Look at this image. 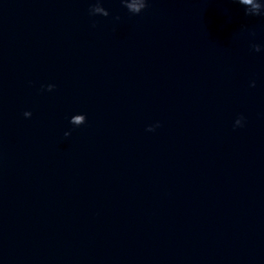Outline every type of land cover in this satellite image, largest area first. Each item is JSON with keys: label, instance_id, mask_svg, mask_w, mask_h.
<instances>
[{"label": "water", "instance_id": "95a60500", "mask_svg": "<svg viewBox=\"0 0 264 264\" xmlns=\"http://www.w3.org/2000/svg\"><path fill=\"white\" fill-rule=\"evenodd\" d=\"M0 264H264V0H0Z\"/></svg>", "mask_w": 264, "mask_h": 264}]
</instances>
